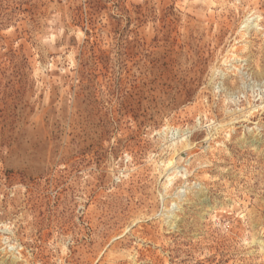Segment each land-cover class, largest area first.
Masks as SVG:
<instances>
[{"label":"rangeland","instance_id":"rangeland-1","mask_svg":"<svg viewBox=\"0 0 264 264\" xmlns=\"http://www.w3.org/2000/svg\"><path fill=\"white\" fill-rule=\"evenodd\" d=\"M0 264H264V0H0Z\"/></svg>","mask_w":264,"mask_h":264},{"label":"bare ground","instance_id":"bare-ground-1","mask_svg":"<svg viewBox=\"0 0 264 264\" xmlns=\"http://www.w3.org/2000/svg\"><path fill=\"white\" fill-rule=\"evenodd\" d=\"M171 164H172V163L170 162V163L168 164V166L171 167Z\"/></svg>","mask_w":264,"mask_h":264}]
</instances>
